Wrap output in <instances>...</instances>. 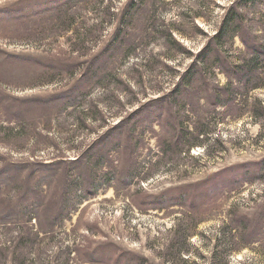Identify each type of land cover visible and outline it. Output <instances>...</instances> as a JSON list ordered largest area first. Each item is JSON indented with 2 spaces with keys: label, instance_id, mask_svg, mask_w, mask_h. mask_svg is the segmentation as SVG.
<instances>
[{
  "label": "rangeland",
  "instance_id": "rangeland-1",
  "mask_svg": "<svg viewBox=\"0 0 264 264\" xmlns=\"http://www.w3.org/2000/svg\"><path fill=\"white\" fill-rule=\"evenodd\" d=\"M258 162L264 0H0V264H264Z\"/></svg>",
  "mask_w": 264,
  "mask_h": 264
},
{
  "label": "trees",
  "instance_id": "trees-1",
  "mask_svg": "<svg viewBox=\"0 0 264 264\" xmlns=\"http://www.w3.org/2000/svg\"><path fill=\"white\" fill-rule=\"evenodd\" d=\"M234 7H235L234 5L231 6V8H230V9H231V11H230L231 13H233L232 11L234 10ZM229 20H231V22H233L234 17L231 16ZM249 51H251V49H249ZM251 53H252L253 56H254L255 54H257V53L259 54V52L255 51V50H252ZM188 73H189V72H188ZM262 163L264 164V162H262ZM262 163H259V162H258V163H256V165H263ZM7 222H10V221H9V220L3 221L2 224H5V223H7Z\"/></svg>",
  "mask_w": 264,
  "mask_h": 264
}]
</instances>
